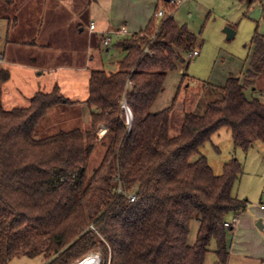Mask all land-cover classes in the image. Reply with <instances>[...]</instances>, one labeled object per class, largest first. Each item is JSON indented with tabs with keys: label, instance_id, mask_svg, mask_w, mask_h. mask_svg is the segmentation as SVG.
<instances>
[{
	"label": "trees",
	"instance_id": "obj_1",
	"mask_svg": "<svg viewBox=\"0 0 264 264\" xmlns=\"http://www.w3.org/2000/svg\"><path fill=\"white\" fill-rule=\"evenodd\" d=\"M158 8L144 31L115 44L124 54L115 72L90 71L87 130L35 138L47 112L70 101L54 87L34 93L25 107L6 109L2 87L10 74L0 68V264L38 256L43 264H76L92 252L102 264H205L212 241L217 263L226 264L233 229L224 223L247 205L232 195L242 168L232 159L215 175L196 155L223 128L237 149L264 144V102L245 93L255 90L264 69V37L254 31L244 77L210 85L218 98L200 113H186L170 137L178 90L168 108H150L167 74L187 66L197 36L173 15L155 23ZM123 100L132 116L129 130ZM98 125L107 128L100 141ZM99 143L103 154L88 174ZM193 221L198 226L190 241Z\"/></svg>",
	"mask_w": 264,
	"mask_h": 264
},
{
	"label": "rangeland",
	"instance_id": "obj_2",
	"mask_svg": "<svg viewBox=\"0 0 264 264\" xmlns=\"http://www.w3.org/2000/svg\"><path fill=\"white\" fill-rule=\"evenodd\" d=\"M49 1L50 4H48ZM56 1L0 0V68L6 69L10 74L9 80L2 87L4 106L7 109L25 107L28 105L24 98L25 93L35 90H38L37 92H50L54 87H57L59 93L70 101L69 104H59L51 108L40 120L35 134L37 139L54 135L60 131L83 128L85 112L88 111L87 106L83 105V98L86 95L85 86L80 82L76 84L72 82L71 85L67 74L71 71H65L64 68L59 71L57 67L58 65L69 66L71 64L69 60L71 53L69 38L61 40L59 37L49 36V38L41 39L37 35L39 24L45 22V18L49 19L52 12L48 9H53ZM157 3L159 4L155 7H163L161 1ZM253 11L259 12L256 18L252 17ZM173 14L177 21L184 23L187 29L197 36L198 46L196 45L193 50L197 49L198 53L196 56L188 58L187 66L181 67V71L176 70L167 74L163 84V92L159 94L150 108V113H157L168 108L178 90L169 124L170 137L178 134L186 113H200L207 102L218 98L210 85L223 84L225 78L229 75L242 79L248 68L250 69L248 66L253 52L251 39L256 25L260 24V29L262 28L264 0H183ZM67 19L68 26L64 27L63 33H66L67 30L70 36L82 35L83 33H78L76 19L71 15H68ZM16 20L19 21L18 24L24 27L23 29H28L29 35L34 34L32 36L33 39H29L32 44L28 47L23 48L14 43L17 39L16 36L19 37L21 35V33L18 34L15 31H11V26ZM157 21L158 19L155 17V23ZM225 27L234 28L235 35L230 40H226L225 35L222 33ZM22 38H26V36L24 35ZM83 38L86 43V36H83ZM116 41V37H113L108 52H106V48L103 45H100L98 51L93 50L95 52L94 58L89 63V69L86 74L91 70L99 69L98 65L100 66L102 63V67L106 72H115L119 61L124 56L118 48L113 46ZM36 45L39 48H50L44 50L47 57L45 56L41 59V63L45 69L44 71L55 73L33 76L30 73L28 74L26 70L20 69L35 63V61L33 63L26 61L25 63V59H30L26 52L29 51L31 54V47ZM10 59L13 60V64H7ZM41 63L39 60L37 61V64ZM263 73L264 69L262 70ZM65 75L67 77L64 78L61 86L59 85L58 87L57 79ZM261 86L262 88L264 87V85ZM245 93L248 98L253 94L252 96L263 98L264 100L262 96L264 92L260 95L258 89L252 91L249 88ZM98 133L97 137L100 141L102 137L100 138ZM102 154L103 148L99 143L91 155L87 167L88 174L92 173V169L98 165ZM197 156H203L207 159L215 175H220L223 166L232 159H236L241 165L242 171L234 185L232 195L240 200L247 201L244 215H252L256 209L257 211L262 209L261 205L264 203V144L256 142L247 151L237 149L233 146L230 130L223 128L216 132L210 141L200 148ZM259 219L261 218L256 219L254 227L257 233L262 236L264 235V230L260 231L256 227V222ZM197 226L196 221L191 223L190 241L195 239ZM232 234L233 231H230L227 236L230 245ZM214 249L215 242L212 241L205 264H218L217 258L213 253ZM92 253L100 257L99 252ZM43 263L44 260L41 256L33 259L22 257L10 262V264ZM226 264H264V258L258 260L230 256Z\"/></svg>",
	"mask_w": 264,
	"mask_h": 264
},
{
	"label": "crops",
	"instance_id": "obj_3",
	"mask_svg": "<svg viewBox=\"0 0 264 264\" xmlns=\"http://www.w3.org/2000/svg\"><path fill=\"white\" fill-rule=\"evenodd\" d=\"M157 2H159V0H57L56 3L54 2L55 7L53 9L48 7V10L52 13L49 16V19L45 18V22H41L39 24L37 35L41 39H45L47 37L49 38V36H56L61 40L67 37L69 38L71 42V53L69 55L71 64L69 66L58 65L57 67L59 71H62L63 68L65 69V71H71L70 73H67L69 76L70 84L72 82L75 84L80 82L83 86H85L86 95L83 98V105H86L85 101L88 95L87 85L90 72L86 74V71H88L90 65L89 63L94 58L93 56L95 52H93V50L95 49V51H98V48L100 47V45H102L101 42L103 41V38L110 37L114 32L117 33V41L115 42L116 44L120 40L144 31L149 20L153 17L155 11L154 9L158 7H155L157 4H159ZM48 4H50V1L48 2ZM77 5L79 6L77 7ZM258 13L259 12L253 11L252 17L256 18L258 16ZM68 15H71L74 19H76L78 33H83L82 35L70 36L67 30L66 33H63L64 27L66 28L68 26V23L66 22L68 20ZM173 18L178 25H185L184 23L177 21L174 17V14ZM18 22L19 21L16 20V22L11 26L12 32L15 31L18 34L21 33L19 37L16 36L17 39L14 41V43L25 48L32 44L29 39H33L32 36L34 34L29 35V32H27L28 29H23L24 27L18 24ZM90 23H92L94 26V29L91 32L88 30V26ZM259 29L260 24H257L254 31L264 37V19L262 28L260 29V31ZM121 30L123 32H121ZM24 35L26 36V38H22ZM83 36H86L87 44L85 43ZM119 36L122 37L120 38ZM115 44L113 46H115ZM38 45L34 47L30 46L31 54L29 53V51L26 52V54L29 55L30 59H25V63L26 61H31L32 63L35 61V63L29 64L28 66L26 65L27 67H21L20 69L26 70L28 74L30 73L33 76H41L45 73H55L52 71H44L45 69L43 68V64L41 63V59L46 56L44 50L50 48H39ZM43 46L48 47L46 45ZM109 47L110 45L108 47H105L106 52L109 51ZM38 60L41 64H37ZM7 64H13V60L10 59L9 63ZM102 66L103 63L100 66L98 65L99 68L101 67L102 69H104ZM66 77L67 76L65 75L57 79L58 87L59 85L61 86V83ZM261 85H264V73H261L254 80L253 88L255 90L252 91H256V89H258L261 95L262 92H264V87L262 88ZM37 91L38 90L25 93L24 98L26 99L27 103L30 97ZM262 96L264 97V93L262 94ZM3 99L4 95L2 90L1 102L3 107L6 108V106H4ZM260 100L264 102L263 98ZM87 110L88 111L85 112V123H83V128H80L81 130H87L89 128L90 110L88 107ZM97 132H99L98 135L101 138L107 132V128L104 125H98ZM244 211L237 217V223L233 229L232 242L231 245L229 244L230 246L228 250V257L239 256L240 258L246 257L261 260L264 258V235L261 236L257 233V230L254 227V223L257 218H261L259 219V221H261L262 229L259 230H264V210L259 209V211H257L256 209L255 213H253L252 215H244ZM258 222H256V224Z\"/></svg>",
	"mask_w": 264,
	"mask_h": 264
},
{
	"label": "built area",
	"instance_id": "obj_4",
	"mask_svg": "<svg viewBox=\"0 0 264 264\" xmlns=\"http://www.w3.org/2000/svg\"><path fill=\"white\" fill-rule=\"evenodd\" d=\"M183 0H168L167 3L169 5V8L168 9H164L163 7L162 8H158L157 12L155 13V17L160 20L164 17H169V16H172L174 11L180 6V4L182 3ZM94 29V26L92 23L89 24L88 26V30L91 32L93 31ZM121 32H123L121 30ZM117 36V33H112L110 37H104L103 38V41H102V45L104 47H108L110 45V41L113 37H116ZM198 53L197 49L195 50H192L188 55H187V58H191V57H194L196 56ZM0 60H1V55H0ZM130 83L127 84V86H129ZM122 109L124 111V114H125V119H126V127H127V130H129L130 128V125H131V122H132V116H131V112L129 110V108L127 107L125 101L123 100L122 102ZM117 192L118 193H122V190L121 188H118L117 189ZM135 199V196L133 194H129L128 195V200L130 202L134 201ZM261 208L264 209V203L261 205ZM237 217L238 216H231L225 223H224V226L226 228H234V225L237 223Z\"/></svg>",
	"mask_w": 264,
	"mask_h": 264
},
{
	"label": "bare ground",
	"instance_id": "obj_5",
	"mask_svg": "<svg viewBox=\"0 0 264 264\" xmlns=\"http://www.w3.org/2000/svg\"><path fill=\"white\" fill-rule=\"evenodd\" d=\"M76 264H101V258L97 254L90 253Z\"/></svg>",
	"mask_w": 264,
	"mask_h": 264
},
{
	"label": "water",
	"instance_id": "obj_6",
	"mask_svg": "<svg viewBox=\"0 0 264 264\" xmlns=\"http://www.w3.org/2000/svg\"><path fill=\"white\" fill-rule=\"evenodd\" d=\"M164 1L167 2L168 0H164ZM222 33L225 35V39L226 40H230L235 35V31L231 27H225L223 29ZM256 227L258 229H262V227H261V221H259L256 224Z\"/></svg>",
	"mask_w": 264,
	"mask_h": 264
}]
</instances>
